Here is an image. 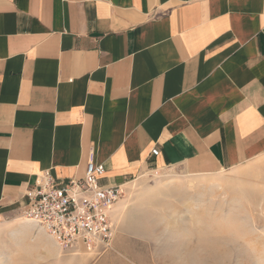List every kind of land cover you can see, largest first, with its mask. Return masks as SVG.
<instances>
[{"label": "crops", "instance_id": "crops-1", "mask_svg": "<svg viewBox=\"0 0 264 264\" xmlns=\"http://www.w3.org/2000/svg\"><path fill=\"white\" fill-rule=\"evenodd\" d=\"M259 161L264 0H0V220L45 172L126 186Z\"/></svg>", "mask_w": 264, "mask_h": 264}, {"label": "rangeland", "instance_id": "rangeland-1", "mask_svg": "<svg viewBox=\"0 0 264 264\" xmlns=\"http://www.w3.org/2000/svg\"><path fill=\"white\" fill-rule=\"evenodd\" d=\"M128 183L109 251L53 256L21 211L0 220V264H264V161L212 178L148 170Z\"/></svg>", "mask_w": 264, "mask_h": 264}, {"label": "built area", "instance_id": "built-area-1", "mask_svg": "<svg viewBox=\"0 0 264 264\" xmlns=\"http://www.w3.org/2000/svg\"><path fill=\"white\" fill-rule=\"evenodd\" d=\"M102 165L90 162L83 178L61 180L50 172L40 175L28 192L23 214L53 237L63 250L86 246L93 254L112 249L116 234L115 206L123 186L102 184Z\"/></svg>", "mask_w": 264, "mask_h": 264}, {"label": "bare ground", "instance_id": "bare-ground-1", "mask_svg": "<svg viewBox=\"0 0 264 264\" xmlns=\"http://www.w3.org/2000/svg\"><path fill=\"white\" fill-rule=\"evenodd\" d=\"M178 185V183L177 182H175V181H169V182H167L166 184H165V187H167V189L168 188H170L169 190H171L170 192H173L175 189H178L177 186ZM123 189V188H122ZM179 190V189H178ZM124 191V190H123ZM175 191H177V190H175ZM180 192V191H179ZM179 192L177 191V193L179 194ZM121 200V199H120ZM25 219H27V218H25ZM25 224L26 225H28L29 227H31L33 230H35L36 232H37V234L38 235H41V236H43L44 237V235H45V231H43V229L42 228H40L36 223H33V222H31L30 220H26L25 221ZM46 235H47V233H46ZM45 235V236H46ZM49 237V236H48ZM47 237V238H48ZM51 237V236H50ZM53 238V237H52ZM51 238V239H52ZM51 239H50V241H51ZM48 240V239H47ZM52 240H54L55 242H56V240L53 238ZM49 241V240H48ZM54 241H51L52 242V246L50 247L49 246V251L53 254V252H56L57 253V255H60V252H59V250H61L59 247V245H57L58 243L56 242H54ZM49 243V242H48ZM51 244V243H50ZM45 245H48V244H45ZM81 246H82V244H81ZM56 250V251H55Z\"/></svg>", "mask_w": 264, "mask_h": 264}]
</instances>
